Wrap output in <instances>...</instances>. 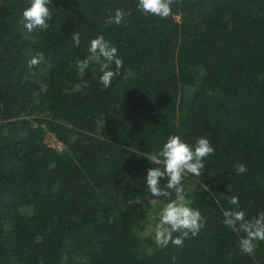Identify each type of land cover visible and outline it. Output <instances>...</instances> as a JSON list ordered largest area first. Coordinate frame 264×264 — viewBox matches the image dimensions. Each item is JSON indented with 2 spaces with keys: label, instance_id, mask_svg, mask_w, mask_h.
<instances>
[{
  "label": "trees",
  "instance_id": "trees-1",
  "mask_svg": "<svg viewBox=\"0 0 264 264\" xmlns=\"http://www.w3.org/2000/svg\"><path fill=\"white\" fill-rule=\"evenodd\" d=\"M29 4L0 0V264H264V241L243 253L223 224L232 196L246 218L264 212V0H175L168 18L137 0H52L50 27L32 32ZM118 8L130 15L105 26ZM101 34L123 60L108 88L99 65L76 67ZM171 134L214 148L182 181L205 223L179 248L142 234L167 202L147 188V157Z\"/></svg>",
  "mask_w": 264,
  "mask_h": 264
},
{
  "label": "clouds",
  "instance_id": "clouds-1",
  "mask_svg": "<svg viewBox=\"0 0 264 264\" xmlns=\"http://www.w3.org/2000/svg\"><path fill=\"white\" fill-rule=\"evenodd\" d=\"M174 2L175 0H137V8L145 14L168 18L173 15ZM50 6L52 7V0H30L29 6L22 13L24 27L29 32L36 29L47 30L52 19ZM108 12L105 26L119 25L130 15V12L120 8L116 9L114 14L111 9ZM80 39L79 32H72L74 46H79ZM88 52L87 57L77 61L76 67L80 76L83 77L90 65L97 64L102 73L99 80L104 88H108L123 66L117 48L101 34L90 40ZM43 60V54H38L32 57L29 66L37 65ZM86 86V83L77 84L74 90L79 91ZM213 153L214 148L207 137H197L195 143L190 144L179 134H171L158 152L147 157L152 164L157 165L147 169V188L152 196L164 197L167 201L161 208L158 222L154 226L155 242L159 247H167L169 243L178 248L182 247L185 239L198 235L204 227L205 218L198 209L191 206L182 181L189 174L200 177L206 166V158ZM235 167L238 174L247 171L243 163H238ZM162 180H166L163 186ZM230 203L236 208L223 212V224L236 233H244L239 239V248L243 253L251 255L257 247L256 242L264 241V212L246 218V212L239 208L237 196L230 197ZM174 233L178 235L174 236ZM172 260L175 261L176 257L173 256Z\"/></svg>",
  "mask_w": 264,
  "mask_h": 264
},
{
  "label": "rangeland",
  "instance_id": "rangeland-1",
  "mask_svg": "<svg viewBox=\"0 0 264 264\" xmlns=\"http://www.w3.org/2000/svg\"><path fill=\"white\" fill-rule=\"evenodd\" d=\"M45 141L57 149H62L64 146L61 143V141L58 140L56 138V136L49 131H47L45 134ZM159 212H160V210L157 209L155 204L152 205V207L150 209H148V219H147V224H146L144 230L142 231L143 235H147V236H151V237L155 238L154 226L157 223V217H159ZM151 248H152L151 244L148 245V244L142 243L138 246V250L141 252L149 251V250H151Z\"/></svg>",
  "mask_w": 264,
  "mask_h": 264
},
{
  "label": "built area",
  "instance_id": "built-area-1",
  "mask_svg": "<svg viewBox=\"0 0 264 264\" xmlns=\"http://www.w3.org/2000/svg\"><path fill=\"white\" fill-rule=\"evenodd\" d=\"M62 143V142H61ZM50 145V144H49Z\"/></svg>",
  "mask_w": 264,
  "mask_h": 264
}]
</instances>
